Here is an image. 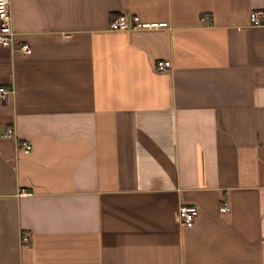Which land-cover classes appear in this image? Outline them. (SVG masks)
<instances>
[{"label": "crops", "instance_id": "1", "mask_svg": "<svg viewBox=\"0 0 264 264\" xmlns=\"http://www.w3.org/2000/svg\"><path fill=\"white\" fill-rule=\"evenodd\" d=\"M9 1L0 264H264V0Z\"/></svg>", "mask_w": 264, "mask_h": 264}, {"label": "built area", "instance_id": "2", "mask_svg": "<svg viewBox=\"0 0 264 264\" xmlns=\"http://www.w3.org/2000/svg\"><path fill=\"white\" fill-rule=\"evenodd\" d=\"M249 22L252 25L264 24V9L254 10L249 13ZM167 26L166 22H144L140 21L138 17L133 16L128 20L125 15H119L111 20L109 28L113 31H125L130 29H158ZM0 47L12 48L14 47V32L12 29V18L9 0H0ZM19 50L24 54L29 55L31 49L28 45H20ZM171 68L170 61H162L157 63L159 71H165ZM13 94L12 87L0 86V100L6 99ZM15 132L13 128L9 127L1 133V138H14ZM19 147L28 153L31 149L29 141H21L18 143ZM24 191H22L23 193ZM218 213L226 214L229 211V203L223 198L218 206ZM198 214V210L193 206H179L176 213V221L178 225L183 228L192 226ZM20 244L28 246L30 244V237L25 234L20 236Z\"/></svg>", "mask_w": 264, "mask_h": 264}]
</instances>
